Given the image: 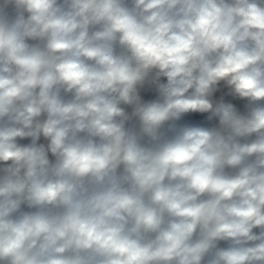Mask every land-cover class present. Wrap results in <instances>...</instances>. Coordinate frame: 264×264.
Segmentation results:
<instances>
[{
	"label": "clouds",
	"instance_id": "obj_1",
	"mask_svg": "<svg viewBox=\"0 0 264 264\" xmlns=\"http://www.w3.org/2000/svg\"><path fill=\"white\" fill-rule=\"evenodd\" d=\"M0 264H264V0H0Z\"/></svg>",
	"mask_w": 264,
	"mask_h": 264
}]
</instances>
